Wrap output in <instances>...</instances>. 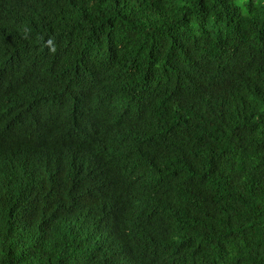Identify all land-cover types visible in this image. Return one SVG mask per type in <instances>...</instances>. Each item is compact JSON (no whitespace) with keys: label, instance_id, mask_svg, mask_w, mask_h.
Listing matches in <instances>:
<instances>
[{"label":"trees","instance_id":"trees-1","mask_svg":"<svg viewBox=\"0 0 264 264\" xmlns=\"http://www.w3.org/2000/svg\"><path fill=\"white\" fill-rule=\"evenodd\" d=\"M0 264H264V0H0Z\"/></svg>","mask_w":264,"mask_h":264}]
</instances>
